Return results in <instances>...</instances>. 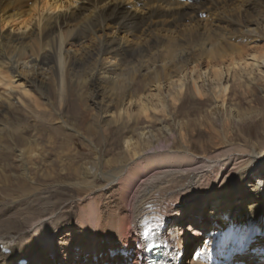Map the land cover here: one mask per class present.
<instances>
[{
  "label": "bare ground",
  "instance_id": "bare-ground-1",
  "mask_svg": "<svg viewBox=\"0 0 264 264\" xmlns=\"http://www.w3.org/2000/svg\"><path fill=\"white\" fill-rule=\"evenodd\" d=\"M238 1L244 2L242 9L231 6ZM224 7H231L228 14L217 11ZM259 14L264 20V0H0V101L12 106L14 99L46 111L52 102L43 88L51 82L47 81L51 72L61 107L69 77L90 79L94 99L103 93L109 96L108 104L91 114L81 108L73 115L78 119L74 130L98 149L91 169L71 161L69 139L73 135L66 131L57 134L60 141L49 136L48 149L56 148L54 159H45L46 144L42 148L29 144L18 148L21 162L16 166L0 161V179L5 177V183H9L6 168L18 172L9 186V198L0 197V264H58L61 255V264H71L79 250V258L98 264L104 257L99 241L105 225L99 224L104 213L94 194L116 186L127 215L107 224L111 239L122 245H110V250L116 248L110 254L122 255L126 264H132L131 241L138 247V264H152L151 245L157 232L170 243L173 264H181L185 252L201 239L194 259L188 260L192 264L261 262V256L246 243L253 240L264 246V169L257 168L264 164V155L244 144L221 140L224 145L197 155L192 149L195 135L185 134L184 121L177 147V142L169 139L175 133L168 118L156 117L168 107L162 97L164 87H177L168 92L176 106L188 92L203 98L207 95L204 85L210 84L212 92H208L222 102L215 104L216 109L224 110L233 83L251 85L262 78L264 46L245 48L236 42L245 35L256 40L262 37ZM204 15L216 19L213 34L201 27ZM187 22L198 30L180 38L159 32L183 29L190 25ZM160 52L161 69L156 66L148 71V55L157 57ZM37 87L47 102L37 96ZM156 105L162 108L155 107L156 115H152L151 106ZM136 107L139 112L131 111ZM232 113L241 115L235 110ZM151 118L158 120L159 128L152 124L130 128ZM61 120L68 126L66 116ZM4 131L5 124H0V135ZM121 139L124 149L107 157L113 149L106 146L118 145ZM57 162L63 172L74 173L75 182L41 189L42 181L56 177ZM254 174H258L257 183L244 186L243 178L247 181ZM26 182L30 184L26 186ZM83 189L89 190L85 196L70 194ZM194 199H200L202 205L189 211ZM181 205L186 207L183 212ZM189 215L195 216L198 224L191 227L195 232L185 229L183 247L179 229ZM173 218L177 219L175 230L166 232L164 228ZM36 221L44 225L37 227ZM72 222L90 239L88 247L77 243L70 248L64 241L57 245L59 229ZM204 224L210 225L207 232L202 229ZM231 246L237 249L234 254L229 251Z\"/></svg>",
  "mask_w": 264,
  "mask_h": 264
},
{
  "label": "rangeland",
  "instance_id": "rangeland-1",
  "mask_svg": "<svg viewBox=\"0 0 264 264\" xmlns=\"http://www.w3.org/2000/svg\"><path fill=\"white\" fill-rule=\"evenodd\" d=\"M238 2L233 3L231 6H238L242 9L243 7L242 4L244 2L242 1H238ZM230 8L231 7L219 8L217 11L221 14H228L229 13L228 9ZM260 16L261 14H259L257 17L262 20V24L264 26V20ZM214 18L215 17L213 16L211 17L209 15H204L201 21V27L203 26L202 27L203 29L206 27L210 34H213V29L216 22V19ZM187 24L190 23L187 22ZM241 26L244 30L245 29L244 25ZM195 30L196 31L198 30L196 25L191 23L190 25H187V27H184L183 29L181 27H178L176 29H172V32H166L162 30H160L159 32L165 37L172 36V37L180 38L183 36V34L186 33L191 34L192 32H195ZM261 36L262 37H259L256 40V38H247V35H245L244 38H242L243 40L240 38L236 42L238 45H241L245 48H249L253 45L262 47L264 46V33H261ZM215 40H216L215 37H213L212 42H214ZM188 49L190 50V48ZM148 56L150 57H147V59L150 58L149 60H151L150 63L149 60L146 62L147 64L145 63L148 71L152 70V68L156 66L160 67L161 69L162 56H163L162 52H160V54L157 57L151 56V54ZM201 59L205 60L207 58L202 57ZM262 75H263L262 78H259L257 82L251 85L244 83L240 84L237 82L233 83V86L230 89L228 95L229 98L227 101V106H225L226 109L224 110L222 107L216 109L215 104L216 103L221 104L222 103L220 101L221 98H215L214 96H212L210 92H208V90L212 88L211 85L208 84V85H204V88L206 89L205 92H207V95H204L203 98L195 96L192 92H188V94L182 97L181 101L179 102L180 105L177 104L176 106L174 104V99L172 97H169L168 92L175 91L177 87L171 86L168 89H165L164 87L162 97H164L163 101L167 103L168 106L167 109L165 107L164 111H166L170 115H166L164 111H161L157 115L155 114V112L153 111L155 110L154 108L157 107L158 109H161L162 105L161 106L156 105L153 107L151 106V113L152 115H156L157 118H162V117L168 118L167 120L169 123H171L175 133L173 136L169 137V139L171 141L174 139L177 142V147H179L181 144L180 123L184 121V124H186L185 134L186 135L188 134V136L195 135L193 139L194 144L192 146V149L195 151L197 155H203L206 152L211 153L212 151L216 150L219 146L225 144L223 143L221 145L220 143L221 141L222 142L229 141V143L232 142L238 144L241 143L246 145L251 150L253 149L259 150L260 151L259 153L264 155V74ZM54 76H55L54 73L51 72L49 78L47 79V81L51 80V82H48L46 86L44 85L45 88H43L44 89L43 91L50 97V100L52 102L50 106L48 105L47 107L48 109H46V111L37 110L36 107L29 108L22 103L20 104V102L14 99H13L14 103L12 106H8V102L6 100L0 101L1 104L0 124H5V131H4L5 133L0 135L2 136L0 137V161L3 160L4 162L5 161L9 162L11 166H13V164L15 163L16 166L21 162L18 157V153H19L18 148L21 147L24 148L29 144H33L36 146L39 144L40 148H42L43 144H46L43 146L44 153L47 155V158L45 159L47 160L54 159L57 157L56 148L48 149L49 136L54 135L55 139L57 141H60V138H58L57 134H59L60 131H66L67 133L73 135L72 139L71 140L69 139V148L72 151V155L70 156L71 161L74 164H78V165L82 164V166H86V167L88 166L89 169H91L92 164L90 162H93L94 157H96V154L98 153L97 151L98 149L97 147H95V144L93 145L89 141L88 137L74 130V128L78 129V119L76 118L74 119L73 115L78 114L81 111V108L86 109L88 113L91 114V112H94V110L98 109V106L102 107L103 105L104 106L107 105L109 102L108 93L100 94L99 97L94 99L92 96L93 93L91 92L92 81H90V79L84 80V78H80L77 76L69 77L67 83V94L64 102L65 104L61 107L57 93L58 92L57 81L56 80L52 81V78H54ZM137 82H139L138 78H137ZM34 90L37 96L41 98V101L43 100L46 102L48 101L45 98V94H41V90L39 87L35 88ZM229 106L231 107L229 108ZM111 109L114 111L116 110L115 106H112ZM234 110L239 112L241 115L235 116L232 113V111ZM131 111L139 112L138 107L134 108ZM171 114H173L172 117ZM65 116H66V121H68V126L63 124L61 120ZM151 119L152 120L149 121L143 120L139 124L133 123V125H131L132 123H130L131 125L130 128H135L146 124H152L154 126V129L159 128L158 120L156 118H151ZM7 122L9 125L7 124ZM127 130L128 128L122 130L123 133L121 136H123V134L125 135ZM212 134L213 137H211ZM124 147H125L124 139H121L118 145L115 146L112 144L107 145L106 148L113 149L110 154H107V157L113 156L115 154L117 155L118 152L124 149ZM263 165H261L262 167L259 166L261 168L259 167L257 168L263 170L264 169ZM54 168L56 169V173H57L56 177H53L51 179L49 178L46 181H42L40 184L41 186H39L40 188L42 187L41 189H43L45 186L49 184L56 183L60 186H67V184L71 182H75L74 173L72 171L63 172V168L60 162L55 163ZM14 170H15L14 168L12 170L10 168L5 169L6 172L5 175L9 177V183L4 182L5 177L0 179V185H1L0 197L3 196L5 198H9L8 195L9 186L11 182L14 181L16 174H18V172ZM257 176L258 174H254L253 176L251 175L250 177L251 179H248L247 181H246L247 177H244L243 178L245 182L244 186H248L249 183H251L249 186H252L253 184L257 183L256 182ZM90 178H93V176H91ZM29 184H30L29 182H26V186ZM97 184L100 185L102 183L100 181H97ZM4 189H6V192L3 194L2 191ZM117 189H118L117 186L116 188L113 189H105V190L102 189L100 191H96L95 193L97 194H94V196L98 200H100L99 202H100L101 210L103 211L101 212L104 213L102 214V221L99 224L105 225L104 227L101 228L100 231L101 240L99 241V243L101 244V248L103 250L102 251L103 253L102 252L101 253L104 254V257L101 259V261H99L98 264H103L104 262L103 260L106 261L105 263L111 262V264H126L127 259H125L122 255H117L114 257V255L110 254V252L111 253L116 252L114 251L116 248L110 250V245H115L119 248L122 247V245L115 243L114 239H111L112 232L107 224H109L112 221L118 222L120 219L125 218L127 215L126 214L127 206L124 202V198ZM88 192L89 190L83 189L82 192L81 191L75 192L74 190L71 191L70 194L85 196ZM89 200L90 199H87L84 203L86 204ZM193 202L194 204L190 207L189 211L196 210L200 204L202 205V201L200 199H194ZM180 210L183 212L186 210V207H184V205L183 206L181 205ZM176 222L177 219L173 218L168 224H166L165 230L170 231L175 229L174 225ZM197 224L198 222L195 216L193 215H189L186 222L184 221L181 224L179 229V231L181 230L179 232L180 233L179 242H181V245L183 247H185L186 245L182 238L185 229L188 228L190 230L191 227L196 226ZM35 225L37 227H40L44 224L41 221H36ZM65 226L67 227L64 229H62L61 227L59 229V235H57V240H56L57 245L58 242L61 241L62 242L64 241V244L66 243V247L70 245V248L76 247L77 243L85 247H88L90 245V239L83 237L81 231L77 230L78 227L74 222L69 223ZM209 228H210L209 224H204L202 226V229L206 230V232L209 230ZM200 237L204 238V234H202V232H200ZM197 242L198 243L194 244L187 253L185 252L186 254L185 258L181 260L183 261L181 262V264H192L188 262V260L194 259L195 249L200 246V244L202 243V239ZM129 246L134 248L132 250L131 255H129L131 257V259H129V263L132 262V264H138L140 261L139 256L136 254L138 252V247L136 246L134 241H131ZM81 252L82 250L74 252L75 253V256H73L74 261L71 264H84L85 260L79 258V253ZM89 252H87L88 255L91 254V252L90 253ZM117 252L119 251L117 250ZM63 259H64L63 255L59 256L58 264H61L63 262ZM142 263L145 262L141 261V264ZM54 264L56 263L54 262ZM86 264H93V263H86Z\"/></svg>",
  "mask_w": 264,
  "mask_h": 264
}]
</instances>
